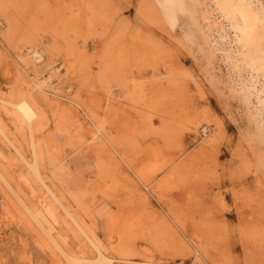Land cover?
<instances>
[{
  "label": "rangeland",
  "instance_id": "374dc122",
  "mask_svg": "<svg viewBox=\"0 0 264 264\" xmlns=\"http://www.w3.org/2000/svg\"><path fill=\"white\" fill-rule=\"evenodd\" d=\"M16 1L0 3V94L27 92L46 78L53 92L61 87L80 103L57 106L53 94L39 100L40 168L103 247L133 259L125 264H211L195 260L193 243L219 264H264V163L257 162L264 140L239 91L248 71L210 54L209 42L225 48L228 39L203 20L202 30L191 24L187 13L171 24L152 0ZM50 33L58 37L44 42V63L24 65L25 45ZM64 58L68 66L50 75L45 65ZM85 109L107 119L101 147L89 143ZM0 119L31 159L27 130L1 102ZM203 124L213 129L211 143ZM44 205L54 218L41 220L54 239L31 212ZM55 241L96 253L0 133V264H68Z\"/></svg>",
  "mask_w": 264,
  "mask_h": 264
},
{
  "label": "bare ground",
  "instance_id": "6f19581e",
  "mask_svg": "<svg viewBox=\"0 0 264 264\" xmlns=\"http://www.w3.org/2000/svg\"><path fill=\"white\" fill-rule=\"evenodd\" d=\"M152 4H159L161 12L171 24L175 22L178 11L187 13L190 16L191 24L197 25L202 30L203 26L200 20H203L204 22H206L210 30H216L217 32H219V35L223 40L225 38L228 39L229 46L225 48L218 46L214 47L213 44L209 42L211 50L210 54H214L217 50L221 54L222 59H224L225 62L231 64L232 68L235 71L239 73L242 70L248 71L247 81L243 83L244 86H242L241 90L239 91L242 95L243 101L247 103L252 115V119L256 124L254 135L259 140H264V122L262 121L261 117V115L264 113V1L152 0ZM0 9L3 10L1 4ZM3 15L6 16L5 11L3 12ZM8 22V24L11 26L12 21L8 19ZM3 33L2 34L4 36L9 37L10 27H8ZM57 37L58 34L56 33L45 34L41 37L37 36L35 38V41H33L32 39L29 45H25V49L20 54H18L19 58L23 60L24 65H26L27 67L35 66L39 63H44L45 52H47V50L49 49V46L46 47L45 43H51L53 41L55 44ZM43 43L44 45H42ZM51 64L52 63H47L45 66H50V75H55L56 77V75H59L63 67L68 66V60L64 58L57 61V63H53L52 65ZM202 79L197 83V89L200 92H203L204 88ZM29 87L30 88L27 89V92L20 91L16 94L11 93L10 95L0 94V102L5 107H9L13 110L16 125L19 128H25L27 130L32 149V158L29 159L26 156L16 136L9 131V129L1 119L0 133L3 135L5 140L14 148L17 156L32 169L40 184L46 188V190L52 195L53 199L63 208L76 228L83 234V236L96 250V253L91 256H85L80 253L66 251L55 241L58 248L66 257L68 264H88L92 262H96L99 264H125V261L133 260L131 258L126 259L117 257L116 255L105 249L94 231L89 228L85 224V222L81 220L80 217L72 210L70 205L64 200V197L56 190V188L51 183H49L40 168L42 155L37 138V131H39L44 126L46 112L45 109L41 107L39 100L46 99L48 98V96H50V94H53L55 96L57 106H60L62 102L67 101L71 104L80 103L76 100V98L70 97L67 92H62L61 87L55 88L57 91L53 92L52 89L49 88L50 81L46 78H39V80L36 79L31 81ZM34 89H36V92H34ZM235 90L238 89L235 88ZM253 97L256 100H254ZM252 102L255 103L253 110H251L250 107V103ZM85 113L87 114L91 122L89 143L90 145L96 144L97 147H101V145H103V139L107 137V119L100 120L98 119V116L89 112V110L87 109H85ZM201 127L203 132L205 133L204 143H211L213 138V129L209 127L208 124H203L201 125ZM257 162L259 164L264 163V155L262 153H260V155L258 156ZM1 176L5 180V182L8 183L7 178L2 174ZM142 176L145 177V180H149V178L146 177L147 175L144 176L142 174ZM151 182L152 180L148 181L147 185H149ZM45 208L46 207L44 205L40 210H32L31 212L37 222L41 224L47 235H49V237L51 236V238L54 239L51 230H48L43 225L41 220L45 218L52 221V218H54L53 211L50 208ZM171 218L181 230L185 231L181 223L175 216H171ZM193 246L195 252V260H198L200 257L204 258L205 263L207 261L211 264H219V261L213 254H210L208 251L205 252V247L203 245L193 243ZM141 261L149 263V261L147 260ZM151 263L171 264L170 262L155 261H151ZM177 264H181V262Z\"/></svg>",
  "mask_w": 264,
  "mask_h": 264
}]
</instances>
